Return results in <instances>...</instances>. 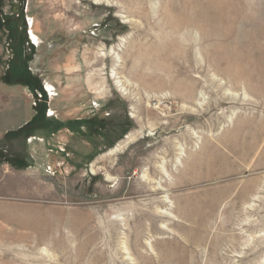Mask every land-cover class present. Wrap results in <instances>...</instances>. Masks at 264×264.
<instances>
[{
	"label": "rangeland",
	"instance_id": "rangeland-1",
	"mask_svg": "<svg viewBox=\"0 0 264 264\" xmlns=\"http://www.w3.org/2000/svg\"><path fill=\"white\" fill-rule=\"evenodd\" d=\"M99 1L0 0V81L88 120L0 140V264H264V0Z\"/></svg>",
	"mask_w": 264,
	"mask_h": 264
},
{
	"label": "crops",
	"instance_id": "crops-1",
	"mask_svg": "<svg viewBox=\"0 0 264 264\" xmlns=\"http://www.w3.org/2000/svg\"><path fill=\"white\" fill-rule=\"evenodd\" d=\"M12 58V57H11ZM0 81V140L9 131L17 130L29 122L35 115V108L40 102L38 97L33 96L30 91H21L19 89H11L12 85H17L19 88L21 84H11L5 81V73ZM11 90V91H10ZM51 101L48 100V102ZM52 106L49 104L46 115L50 116L54 114V117L60 121L64 118L60 115L58 110H52ZM67 132V131H66ZM64 131H58L53 136L57 140L58 144L66 147L69 137ZM47 142L40 137H31L28 139V147L31 155L35 158V164L37 168H33L37 172H42L46 165L52 164L53 155L46 149ZM56 162V161H55ZM8 166L4 165L0 168V195L7 196L8 189H6V180L9 178L6 173L8 172ZM32 170V171H33Z\"/></svg>",
	"mask_w": 264,
	"mask_h": 264
},
{
	"label": "trees",
	"instance_id": "trees-1",
	"mask_svg": "<svg viewBox=\"0 0 264 264\" xmlns=\"http://www.w3.org/2000/svg\"><path fill=\"white\" fill-rule=\"evenodd\" d=\"M53 116H47L46 115V106L41 104H38L36 107V113L34 117L27 122L24 126L17 130L9 131L5 134L2 141L8 139V138H20L23 141V154L21 157L20 162L23 163V167L27 168L29 166H32V158L30 156V153L27 150V141L31 137H40L47 139L51 134H55L56 132L62 130V129H69L71 132L75 133V128L83 126V124L88 123V120L85 121V119H73V121H68L67 123L65 121H60L56 119L55 117L51 118ZM52 124V129H47ZM1 141V142H2ZM1 158V157H0ZM8 159H6L7 161ZM10 162V161H8ZM13 163L11 162V165Z\"/></svg>",
	"mask_w": 264,
	"mask_h": 264
},
{
	"label": "bare ground",
	"instance_id": "bare-ground-1",
	"mask_svg": "<svg viewBox=\"0 0 264 264\" xmlns=\"http://www.w3.org/2000/svg\"><path fill=\"white\" fill-rule=\"evenodd\" d=\"M93 1H94L95 3H100L99 0H93ZM184 24H185L186 26H187V25H188V26H191L192 22L187 21V22H185ZM173 25H174V24H173ZM115 83H116V85L118 86L119 90H120L123 94H126L125 89L120 85V83H119V81H117V79H116ZM136 137H137V135L135 136L134 134H129V135H127L122 141L118 142L114 147H112L111 149H109V150L104 154V156H113V155L117 154L118 152H121V151L125 148V146H126L128 143L132 142ZM164 212H165V211H164ZM165 213H166V212H165ZM116 219H117L118 221H121L122 223H123V221H124V217H121V216H119V215H118V217H116ZM164 228H165V227H164ZM86 229H87V228H86ZM86 229H85V230H86Z\"/></svg>",
	"mask_w": 264,
	"mask_h": 264
},
{
	"label": "built area",
	"instance_id": "built-area-1",
	"mask_svg": "<svg viewBox=\"0 0 264 264\" xmlns=\"http://www.w3.org/2000/svg\"><path fill=\"white\" fill-rule=\"evenodd\" d=\"M58 150L60 151V152H63V148L61 147V146H58ZM56 166L58 167V168H60L61 166H62V164H63V161H62V158L60 159V160H57L56 162ZM46 169L49 171H53L52 170V166H50V165H48L47 167H46Z\"/></svg>",
	"mask_w": 264,
	"mask_h": 264
}]
</instances>
